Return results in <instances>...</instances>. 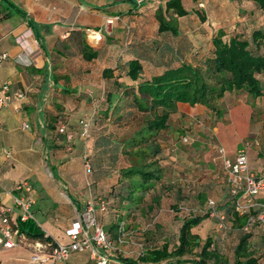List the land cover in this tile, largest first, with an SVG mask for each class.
Instances as JSON below:
<instances>
[{"label": "crops", "instance_id": "obj_1", "mask_svg": "<svg viewBox=\"0 0 264 264\" xmlns=\"http://www.w3.org/2000/svg\"><path fill=\"white\" fill-rule=\"evenodd\" d=\"M165 1L0 0V53H7L0 66V86L6 85L9 94H24L21 99L13 97L0 109V201L11 205L14 185L24 180L31 184V195L36 200L32 212L41 228L32 222L24 223L25 231L20 232L25 236L43 228L50 238L68 243L65 232L86 201L104 199L107 207L104 212L97 210L98 222L102 218L105 225L122 214L127 225L140 228L144 219L154 217L158 227L154 231L161 236L160 241L158 237L148 241V248L160 247L167 241L162 240L166 239L163 208L159 202L154 203L158 196L159 201L162 199L158 185L157 193L148 192L142 199H135V194L129 197L128 183L121 179V172L131 166V160L123 151L125 129L113 120L134 109L118 107L113 114L112 105L117 102L131 105L133 98L126 95V89L132 88L136 93L141 81L182 63L203 66L213 56L211 40L218 29L230 35L242 26L249 27L248 17L238 18L237 21L245 22L234 21L228 28L218 22L212 27L209 15L198 6L207 9L213 0H181L188 14L177 18L178 33H160L154 12L164 7ZM229 2L241 4V0ZM195 10L205 16L204 21ZM109 18H114L113 22L105 24ZM88 30L99 31L101 40L90 39ZM92 52L94 57L84 56ZM130 60H137L141 66L136 79L128 75ZM104 70L109 71L104 75ZM257 77L264 94V72ZM248 96L244 91L225 92L215 100L214 110L201 103L178 102L167 127L159 132L162 166L167 163L166 155L171 161L179 156L183 164H194L187 169L202 178L192 184L194 187L187 184L191 198L205 202L213 199L234 206L235 197L222 162L224 158L234 159L242 147L239 143L233 150L224 148L217 136L222 127H231L239 115L245 114L249 123L250 142L245 145L248 171L256 176L264 174V114L255 116ZM82 118L91 122L86 140L78 134ZM23 122L28 124L27 129L21 127ZM60 126H64L65 133H59ZM202 130L206 138L199 139L198 145L189 147L185 153L179 150L178 143H183V137L187 138L183 144H188L194 140L195 132ZM67 133L72 134L70 141ZM188 136L192 138L189 140ZM251 203H264V194L254 196ZM225 207L218 208L219 214L236 223L242 218L245 222L247 215L259 210L258 206H252L244 214L235 211L234 216ZM208 221L219 223L216 217ZM253 228L264 225L253 224L248 231ZM250 235L255 239L254 233ZM256 240L264 245L263 234ZM125 246L129 245L122 246L120 252L128 254ZM122 256L133 259L130 264H153L137 259L135 254ZM29 257L30 250L25 246L4 248L0 244V264H32ZM113 258L117 260L119 256ZM34 264H95V261L85 250L71 253L65 261Z\"/></svg>", "mask_w": 264, "mask_h": 264}, {"label": "trees", "instance_id": "obj_2", "mask_svg": "<svg viewBox=\"0 0 264 264\" xmlns=\"http://www.w3.org/2000/svg\"><path fill=\"white\" fill-rule=\"evenodd\" d=\"M249 1L264 13V0ZM194 12L201 21L205 20V16L199 10ZM186 14L188 11L181 0H166L164 7H158L154 12L159 32L176 35L177 18ZM248 29L242 27L234 30L230 35H227L223 29H218L211 40L213 56L205 60L203 66L182 63L150 80L141 81L137 85L136 93L132 88L126 89V95L133 98L131 105H119V102L112 105L113 114L117 112L118 107L134 109H129L125 115H118L113 120L118 127L125 129V136L122 138L123 151L130 158L131 166L121 172V179L128 183L129 197L133 198L135 194V199H142L148 192L157 193L155 188L157 185H162L163 161L160 157L161 146L158 134L167 127L178 102H186L190 105L201 103L214 110L215 100L222 97L225 92L244 91L253 98L263 94V87L257 76L264 72V26H254L247 32ZM84 56L90 59L95 53ZM140 70L141 66L137 60L128 62V75L131 79H136ZM108 71L104 70L103 74ZM156 202H159V196L154 200V203ZM223 206H226L228 214L236 216L234 206L228 204ZM222 215L226 217L225 214ZM206 217L205 214H195L182 220L176 236V244L170 247L166 241L160 247H149L142 255L135 254L136 258L153 264H160L163 261L164 264H264L252 250L251 235L247 233H243L235 244L232 260L228 258L226 260L222 256L220 248L214 246L211 236H207L201 244L200 237L194 229ZM153 218L147 219L148 221L140 228H131L130 224L127 225V218L122 214L112 217L105 225L104 219H99V222L103 224L108 238L115 243L116 251H120L118 237L122 233L128 234L129 231L134 236L136 232L145 235L144 244L154 241L156 237L160 241L161 235L154 231L158 227ZM23 226L24 223L20 224L19 229L24 232ZM28 233L30 238H43L42 231ZM137 242H141L140 239ZM262 255L264 257V249ZM117 260L122 264L134 262L128 257H119Z\"/></svg>", "mask_w": 264, "mask_h": 264}, {"label": "built area", "instance_id": "obj_3", "mask_svg": "<svg viewBox=\"0 0 264 264\" xmlns=\"http://www.w3.org/2000/svg\"><path fill=\"white\" fill-rule=\"evenodd\" d=\"M117 19V17L115 18ZM114 18L106 20L105 24L112 23ZM87 36L95 42H99L102 35L99 31L88 30ZM7 58V53H0V66ZM22 92L8 93L6 85L0 86V109L6 106L13 97L22 98ZM78 134L86 140L90 129V120L82 118L78 122ZM1 126V122H0ZM23 129L28 128V124H21ZM59 133H65L64 126H60ZM68 141L72 139V134L67 133ZM183 142H187V138L183 137ZM89 150H86L88 153ZM220 152L222 149L219 150ZM9 156V151H4ZM223 167L227 172V181L230 186V192L234 195V210L240 214L247 212L252 206H258L255 214L246 216L242 226L243 231H248L253 224L264 225V203H251L254 196L264 194V174L253 175L248 171V159L245 148H241L236 153L234 159H223ZM15 194L12 196V204L7 205L0 201V244L4 248H12L15 246H25L30 250L29 262L47 263L50 261H65L73 252L89 251L90 257L95 264H122L119 260H114L111 253L116 250L115 243L108 238L104 228L99 224L97 219V210L104 212L107 203L104 199L97 202L93 199L86 201L83 209L78 212L76 221L66 230L65 234L69 238L68 243H62L58 240L50 238L48 232L42 228L43 238H29L20 232V224L28 221L34 222L38 227L41 225L37 221L32 212V208L36 203L34 196L31 195L32 186L27 181H20L13 187ZM204 209H198V213L208 214L210 217H216L222 220L224 216L219 214L216 201L207 199ZM221 223L219 224V226ZM123 230V227H121ZM127 233H122L118 237L119 244L124 242ZM137 255H142L144 251L143 244L136 242Z\"/></svg>", "mask_w": 264, "mask_h": 264}, {"label": "rangeland", "instance_id": "obj_4", "mask_svg": "<svg viewBox=\"0 0 264 264\" xmlns=\"http://www.w3.org/2000/svg\"><path fill=\"white\" fill-rule=\"evenodd\" d=\"M200 1L204 2V0H200ZM207 5H208L207 9L200 7L202 5L198 6V8L203 9L205 14L209 15V20L211 21L212 27L213 26L216 27L217 26L216 24L218 22L219 24L222 23L221 26L228 28V26L229 27L233 26V24L235 23L234 21H237L238 18L244 19L247 17L248 20L246 21V23L248 24L249 28H251V25L264 26V13L258 10L255 7L254 3H250V2L247 3V1L241 0V4L236 5L234 3L229 2V0H213ZM237 22H245V21H237ZM247 32H249V29ZM248 100L252 101L253 112L255 116H260L261 114H264V94H262L258 100H254L253 97L248 96ZM247 120L248 117L245 114L239 115L237 119L234 121V123L231 125V127L225 126L221 128L220 134L217 136V138L219 139V141H222V145L224 148L233 150L234 145L237 146L239 143L242 148L247 147L245 145L249 144L250 142L249 135H247V133L249 132L248 130L249 123ZM191 127L194 126L192 125ZM179 135H176L177 139H179ZM198 135H202V136L198 137ZM204 135H205L204 130L197 133L195 132V135L193 137L194 140L192 141L190 140L192 137L190 138V136H188L191 143L189 142L188 144H183L187 142H183V143L179 142L178 143L179 150L184 151L185 153L186 150L190 149L189 147H192L193 145L195 146L196 144L198 145L199 139L206 138L204 137ZM180 151L178 153L179 155H181ZM180 158L181 157L178 156L176 161L173 160L171 161L169 159V155L165 156L167 163L166 165L163 166L164 181L162 180L163 181L162 185H158L160 190L159 191L160 196H162V199L159 201V204L161 208H163L162 215L165 218L164 227L166 228V232H164V234L166 235V239H162V240L169 241L170 246L176 244V236L178 234V229L182 223V220L192 217L195 214L204 215L202 212L198 213L197 211L200 208L204 209L203 207L205 205V201H197L191 198L190 197L191 190L188 191L186 187L187 184H190V186H193L192 184H197L202 178H197V175L194 174V172L191 169H187L188 166L190 167L193 166L194 164L192 165L189 162L183 164ZM193 161L191 162L196 163L197 158L196 160L194 159ZM207 181L208 178L206 177L205 182ZM197 187L198 186H196V188ZM205 187L207 186L205 185ZM216 205H217V209L224 207L223 206L224 203L220 201H216ZM218 211L220 212L219 209ZM205 215L207 216L206 218L208 220L212 218L208 214ZM208 220H204V222L200 223L199 226H197L194 229V232H196L200 237L201 244L207 236H211L212 239L214 240V246L215 247L218 246L220 248L222 252V256L226 258V260L227 258L232 260L233 248L235 246L234 244L238 240L239 236H241L244 233L242 230L244 219L242 218L239 220V223H236L235 221L233 220L230 221L226 217H224L222 220H219L218 224L221 223L220 226ZM147 221H148L147 219H144V223ZM246 233L247 234L254 233L255 239L250 238L251 248L255 252V254L259 256L260 262L263 263L264 262V257L262 255L264 249V245H262L263 241H257L256 239L258 238L259 235L261 234L264 235V228H253L252 230ZM135 234L136 236H134V234L129 231V233L126 234L124 237V242L119 245V248H123L122 246L124 245H129L127 246V248L125 246L128 254L115 250L114 252L111 253L112 259H114L113 255L117 257L118 256L121 257V254L125 256L136 254L137 250H139L136 246V242L139 239L143 244L144 253H146V250L148 251V245L144 244V242L146 241L143 239L145 235L143 234L139 235V232H136ZM129 240H133V242L131 243Z\"/></svg>", "mask_w": 264, "mask_h": 264}]
</instances>
